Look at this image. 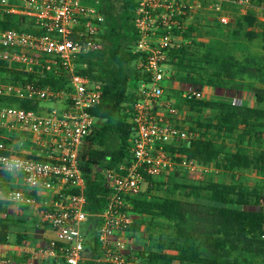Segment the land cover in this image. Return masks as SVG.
I'll return each instance as SVG.
<instances>
[{
  "label": "built area",
  "instance_id": "2783aa9c",
  "mask_svg": "<svg viewBox=\"0 0 264 264\" xmlns=\"http://www.w3.org/2000/svg\"><path fill=\"white\" fill-rule=\"evenodd\" d=\"M251 4L252 0H136L132 53L139 56L136 67L148 82L140 84L138 100L128 112L135 129L129 156L101 172L108 190L106 205L90 215L85 212L79 154L93 127L89 110L99 104L101 85L78 70V60L101 49L100 0H0V16L23 18L35 31L0 29V64L16 65L25 74H61L65 80L63 88L0 83V97L37 102L39 107L44 102L56 105L44 111L0 108V173L9 175L15 186L0 190V200L26 206L34 229L41 233L38 239L13 247L0 245V264H162L138 257L145 247L137 244H148V233L144 225L133 230L146 216L133 208L132 201L144 192L146 178L166 179L183 171L188 179L205 182L222 173L213 164L168 150L187 149L194 138L187 123L193 114L160 101L164 82L172 77L169 52L201 40L196 33L189 40L183 38L199 12L207 13L201 29L219 27L214 38L222 39L223 31L232 30L226 6L247 9ZM216 91L179 89L182 99L198 101L210 100ZM230 102L243 106L235 98ZM10 136L27 151H14L7 143Z\"/></svg>",
  "mask_w": 264,
  "mask_h": 264
},
{
  "label": "trees",
  "instance_id": "16d2710c",
  "mask_svg": "<svg viewBox=\"0 0 264 264\" xmlns=\"http://www.w3.org/2000/svg\"><path fill=\"white\" fill-rule=\"evenodd\" d=\"M118 3L100 0L104 16L98 35L101 49L78 60V70L101 85L99 104L89 110L93 127L79 154L86 185L85 212L90 215L106 205L108 190L101 172L129 156L135 129L128 112L138 100L140 84L148 82L136 67L139 56L132 53L136 0ZM30 24L16 16H0V29L35 33ZM230 27V33L225 30L222 39H216L221 28L203 31L201 22L194 21L183 38L189 40L196 33L201 40L172 48L168 63L171 78L178 76L185 86L245 92L253 97L256 106L248 107L227 100H185L180 92L178 97L177 92L171 93L177 97V105L182 103L196 117L189 124L194 138L188 148L168 150L200 164H213L229 180L188 183L179 171L166 179L147 177L145 191L132 201L133 208L146 216L133 226L139 230L144 225L148 233V244L138 253L141 259L162 264H264V183L248 185L236 179L248 171L264 176V55L246 50V44L257 39L264 43V23L247 12L234 18ZM204 38L207 41H202ZM0 75L1 82L10 84L63 88L65 83L61 74H25L16 65L0 64ZM10 106L33 111L39 108L37 102L0 97V108ZM203 111L212 116L201 119ZM8 181L9 175L0 173V190ZM165 186H171V191L158 195ZM201 191H208L209 199L201 200ZM176 192L180 197H175ZM3 205L0 201V213ZM10 230V223L0 218V245L7 244ZM23 239L17 235L16 242ZM171 251L175 255L166 254Z\"/></svg>",
  "mask_w": 264,
  "mask_h": 264
},
{
  "label": "rangeland",
  "instance_id": "374dc122",
  "mask_svg": "<svg viewBox=\"0 0 264 264\" xmlns=\"http://www.w3.org/2000/svg\"><path fill=\"white\" fill-rule=\"evenodd\" d=\"M115 1H116V5L119 6L118 0H115ZM226 12L233 19L236 18L237 16H241V15L247 13V12H250V13L255 14L256 18L258 19V21L260 23H264V1L256 0L247 9H242V8H238V7L231 6V5L230 6H226ZM206 17H207V13L205 11L199 12L198 15L195 17V21H198V23L199 22H201V23L207 22ZM246 45H247L246 46L247 52L253 53V54H257V55H264V43H262L259 39L255 40V41H253L251 43H247ZM1 79H2V76L0 75V83L2 84L3 82H1ZM164 86L166 87V90L164 91V94L161 97L160 101H162V102H170L172 105H174L175 108H177L179 110H183L184 109V110L189 111L186 106L182 105V103L177 105V102L175 101L176 98L179 95V89H183V88L186 87L184 85V83L181 81V79H179L178 76L175 77V78H170L168 81L164 82ZM169 86H173V89L170 90ZM139 88H140V86H139ZM139 88L137 89V91L139 90ZM172 92H173V94L175 92H177V94H176L177 97H174L173 94H171ZM246 97H248V98H246ZM233 98L241 101V104L243 106H244L245 101H247V99H250V101H251V96L250 95L243 96V98H242L239 93H234V92H231V91H225L224 92V91H220V90H217L216 93L214 94V97H212L211 99L217 100V101H222V100L231 101V99H233ZM251 103H252L251 106H253V105L256 106V103L255 102L253 103V100H252ZM54 106H56V105L53 104V103L44 102V103H41V106L39 107V109L44 111V110H47L50 107H54ZM261 107H264V105H262ZM211 116H212V114H210L209 112L203 111V113L200 115V118L203 119V120H206V119L210 118ZM195 117H196V114H193L191 119L189 118V121L187 122L188 126H189V124L191 122L194 121ZM179 174L181 176L183 175L182 177L185 179V181H188V183H190V182L194 183L195 182L193 180L188 179V177H186V175H185V172L179 171ZM218 179L220 181L224 182V181H228L229 177L227 175L221 173V175H219ZM236 179L238 181H242V182H244V183H246L248 185L260 184V186H262V183H264V176H257L256 174H254L251 171L239 173L237 175ZM145 189H146V187L144 188V191H145ZM169 191H171V186L162 187L160 189V192L158 193V195H165V194L169 193ZM180 195H181L180 192H176L175 193V197H180ZM206 197L207 196L204 193H200L199 194V198L201 200H205ZM8 241L11 244H13L14 236L10 235ZM144 243H145V241L144 242L140 241L137 245L140 248H141V246L145 247Z\"/></svg>",
  "mask_w": 264,
  "mask_h": 264
},
{
  "label": "crops",
  "instance_id": "0c3cea01",
  "mask_svg": "<svg viewBox=\"0 0 264 264\" xmlns=\"http://www.w3.org/2000/svg\"><path fill=\"white\" fill-rule=\"evenodd\" d=\"M239 94L241 95L242 98H243V96L250 95L249 93H245V92L239 93ZM246 98H248V97H246ZM252 100L254 103L255 101H254L253 97L251 96V101H250V99H247V101H245V103H244V106L254 107L255 105L251 106ZM262 108H264V107H262ZM7 143H9L12 146V149L16 152L25 153L27 151L25 149V147L20 146L19 142H16L15 138L12 136L8 137ZM218 178H219V176L215 177V178L209 177L206 179V181L223 182V181H220ZM224 182H226V181H224ZM5 188H12V189L15 188V186L12 184L11 179H10V181H8L5 184ZM201 193L206 194V196H207L206 199H209L210 193L208 191H201ZM0 201H2L4 204L3 208H2V212L0 215L1 216L5 215V218H1V219L7 220L11 225V230H10V234L8 235V240H9L10 235L14 236L13 244H11L8 241L6 245L13 247L14 245L18 244L16 242L17 235H20L21 237H23L24 238L23 241H26V240L33 241L35 239H38L41 236V233H39L38 231H36L34 229L33 222L30 219V217L28 216L26 206H24V205H12V204H9L5 200H0ZM8 254L10 256H12V253L10 251H8Z\"/></svg>",
  "mask_w": 264,
  "mask_h": 264
}]
</instances>
